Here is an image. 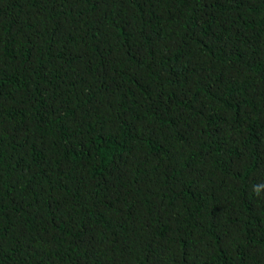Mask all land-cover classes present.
<instances>
[{
  "label": "trees",
  "instance_id": "1",
  "mask_svg": "<svg viewBox=\"0 0 264 264\" xmlns=\"http://www.w3.org/2000/svg\"><path fill=\"white\" fill-rule=\"evenodd\" d=\"M0 264H264V0H0Z\"/></svg>",
  "mask_w": 264,
  "mask_h": 264
}]
</instances>
